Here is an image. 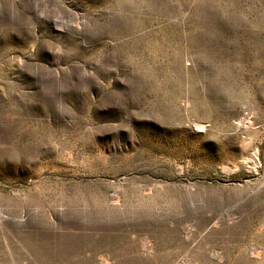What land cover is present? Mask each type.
I'll use <instances>...</instances> for the list:
<instances>
[{"label": "rangeland", "instance_id": "rangeland-1", "mask_svg": "<svg viewBox=\"0 0 264 264\" xmlns=\"http://www.w3.org/2000/svg\"><path fill=\"white\" fill-rule=\"evenodd\" d=\"M0 264H264V0H0Z\"/></svg>", "mask_w": 264, "mask_h": 264}, {"label": "bare ground", "instance_id": "bare-ground-1", "mask_svg": "<svg viewBox=\"0 0 264 264\" xmlns=\"http://www.w3.org/2000/svg\"><path fill=\"white\" fill-rule=\"evenodd\" d=\"M243 165L250 169L249 167H254L256 165V159L254 155L248 156L246 159L243 161ZM242 165V166H243ZM149 249V248H148Z\"/></svg>", "mask_w": 264, "mask_h": 264}]
</instances>
